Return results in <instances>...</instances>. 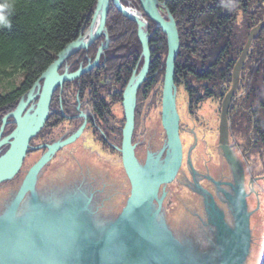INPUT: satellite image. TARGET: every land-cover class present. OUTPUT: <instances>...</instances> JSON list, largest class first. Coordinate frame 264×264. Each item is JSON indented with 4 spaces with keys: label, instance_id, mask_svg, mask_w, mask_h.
Segmentation results:
<instances>
[{
    "label": "water",
    "instance_id": "95a60500",
    "mask_svg": "<svg viewBox=\"0 0 264 264\" xmlns=\"http://www.w3.org/2000/svg\"><path fill=\"white\" fill-rule=\"evenodd\" d=\"M111 2L137 23L144 62L139 72L135 70L132 74L122 101L126 121L120 152L131 185L130 195L119 214L97 218L89 210L91 197L81 191L67 193L56 200L50 196L41 197L37 191L40 172L59 149L82 134L87 115L82 112L81 115L86 117L84 122L63 139L40 146H31V140L47 122L57 88L99 65L101 55L110 44L107 18ZM140 3L143 10H137V14L121 0H98L88 28L83 26L78 38L58 52L27 97H22L17 107L3 117L0 129V184L17 175L31 148L45 147L46 150L28 169L13 199L0 209V264H248L252 214L259 207V194L252 186L251 190H255L258 196V207L249 210L247 196L251 190L246 191L245 169L230 147L229 109L240 86L242 67L252 42L264 29V19L249 31L220 111L219 145L237 176L234 186L237 194H227L236 223L225 221L224 212L214 199L205 200L208 219L217 225V233L213 231L217 242L196 245L176 234L162 207V197H159L161 187L178 175L184 159L175 83L180 33L165 1L140 0ZM150 20L166 34L168 42L161 115L167 145L164 162L157 169L149 165L151 154L145 164L140 163L135 151L136 143L133 142L137 94L148 78L152 60ZM101 36L105 39L93 61L75 71L66 68L60 72L70 56ZM34 99H38L36 103H33ZM11 121L15 127L4 135L6 125ZM5 145L8 148L2 152ZM26 197H29L30 205L20 210Z\"/></svg>",
    "mask_w": 264,
    "mask_h": 264
},
{
    "label": "trees",
    "instance_id": "16d2710c",
    "mask_svg": "<svg viewBox=\"0 0 264 264\" xmlns=\"http://www.w3.org/2000/svg\"><path fill=\"white\" fill-rule=\"evenodd\" d=\"M97 1L8 0L13 4V9L9 15L10 27L0 26V77L13 78L19 74L22 77L12 90H0V129L3 117L17 107L22 97H27L58 52L78 38L83 26H89ZM160 1L166 2V8L173 14L180 33L181 47L176 60L175 83L186 92L188 111L194 113L200 103L208 99L217 100L221 106L231 87L233 69L249 31L264 19V0ZM2 2L5 0H0ZM124 3L129 5L127 1ZM107 28L110 44L101 56L103 65L65 83L64 92L59 86L53 95L52 113L48 120L52 121L53 115L58 117L57 122L64 120L60 97L70 101L68 90L71 89L73 93L80 90L81 98L87 97L90 108L97 116L108 117L111 114L112 133L117 131L122 138L126 121L124 109L118 119L110 106L120 103L123 107L124 90L134 70L138 71L143 65L144 57L137 23L126 17L113 2ZM150 31L153 33L150 40L151 67L147 80L138 90V98L142 94L148 95L165 73L167 36L152 20ZM103 39L104 36H101L69 57L60 72L64 71L66 65L74 70L80 62L87 64L90 58L95 59ZM139 110L138 104L136 125ZM104 120L95 121L105 127ZM230 121L232 132L236 133L243 127L255 146L264 147V30L253 40L242 67L240 86L230 108ZM9 127L12 130L15 123L11 122ZM7 132L10 131L6 127L4 134ZM100 137L102 140L103 136ZM7 148L8 145L2 152Z\"/></svg>",
    "mask_w": 264,
    "mask_h": 264
},
{
    "label": "rangeland",
    "instance_id": "374dc122",
    "mask_svg": "<svg viewBox=\"0 0 264 264\" xmlns=\"http://www.w3.org/2000/svg\"><path fill=\"white\" fill-rule=\"evenodd\" d=\"M127 3L129 5L123 4L139 10L137 0H129ZM21 77V74L13 78L0 77V90L3 92L12 90L19 84ZM163 83L164 75L148 95L142 94L138 98L137 94V105H140V110L133 139L140 163L145 164L148 155L151 154L152 157L148 159L149 165L156 169L164 162L167 145L161 118ZM68 91L71 92V89ZM70 92L68 96L73 102L75 100L73 95L76 96V93ZM244 93L245 91L242 94ZM37 100L34 99L33 103ZM82 100L87 101V97ZM177 107L181 117L183 165L178 175L161 187L159 197H162V207L168 222L179 237L190 240L196 245H208L217 242L214 235V232L217 233V225L209 221L204 201L214 199L216 205L223 210L225 221L236 223L232 209L228 205L230 199L227 197L229 193L237 194L234 189L236 171L218 141L220 103L215 99L205 100L191 114L187 109L186 92L177 85ZM112 111L118 119L123 115V107L120 103L113 104ZM229 122L230 147L245 169L246 191H250L252 186H255L259 194V207L255 190H251L247 196L249 210L258 207L252 214L248 264H264V147L255 146L243 127H240L236 133L232 132L230 109ZM8 126L9 124L6 127L11 132L14 128L11 130ZM54 131L55 139L65 135L60 125ZM10 132L3 134L7 135ZM103 132V139L111 142L110 147L102 145L100 135L89 126L77 141L66 145L55 157H52L39 175L38 193L41 197L50 196L51 199L56 200L67 193L81 191L87 197H91L89 210L94 217L104 218L122 211L131 189L120 154L122 138L117 131ZM6 147L7 145L2 150ZM40 153L26 156L15 178L0 184V209H4L13 199L25 174ZM91 192H93L92 196ZM154 203L158 204L157 201ZM28 205L30 200L26 197L20 210Z\"/></svg>",
    "mask_w": 264,
    "mask_h": 264
},
{
    "label": "flooded vegetation",
    "instance_id": "af4514ba",
    "mask_svg": "<svg viewBox=\"0 0 264 264\" xmlns=\"http://www.w3.org/2000/svg\"><path fill=\"white\" fill-rule=\"evenodd\" d=\"M125 1H127V0H122V2L124 3ZM129 1V0H128ZM127 1V2H128ZM139 3H140V0H139ZM125 4V3H124ZM140 5H141V3H140ZM142 7V6H141ZM141 10H143V9H141ZM145 16H146V14H145ZM105 39V38H104ZM104 39H103V41H104ZM102 41V42H103ZM94 43V42H93ZM102 44V43H101ZM91 45V44H90ZM100 47V46H99ZM107 49V48H106ZM80 51V50H79ZM79 51H77V52H79ZM76 52V53H77ZM75 53V54H76ZM74 55V54H73ZM72 55V56H73ZM103 55V54H102ZM101 55V56H102ZM71 57V56H70ZM94 59H89V62H91V61H93ZM88 62V63H89ZM65 63V62H64ZM87 63V64H88ZM87 64H83V62H80V65H79V67L80 66H85V65H87ZM99 65H103V63H101V57H100V63H99ZM98 65V66H99ZM66 67L68 68V70L69 71H75V70H77V69H74V70H72L71 69V66L70 65H66ZM97 67V66H96ZM96 67H94V68H96ZM94 68H92L91 70H93ZM91 70H89V71H91ZM89 71H87V72H89ZM135 71V70H134ZM64 72V71H63ZM87 72H85V73H87ZM84 73V74H85ZM134 73V72H133ZM84 74H82L81 76H83ZM81 76H79V77H77V78H75V79H78V78H80ZM74 79V80H75ZM67 82H69V81H66V82H64V84L63 85H61L60 87H61V92H64V90H65V83H67ZM55 93V92H54ZM80 90L79 91H77L76 92V98H75V100L73 101V102H71V101H67V100H64V98L61 96L60 97V108H61V115L64 117V120H62L61 122H57V118L58 117H54V115H53V118L55 119H53L52 121H50V120H47V122L45 123V125L43 126V128L40 130V132L31 140V146H40V145H42V144H47V143H52V142H54V141H56V140H58V138H54V130H55V128L56 127H59V125H60V127H61V129H63V131H65V135L63 136V137H61V138H59V139H63V138H65V137H67V136H69L70 134H72L73 132H75L80 126H81V124L84 122V120L86 119V117H84V116H82L81 115V113L83 112V113H85L86 115H87V124H86V126H85V128H84V130H83V132H82V134L75 140V141H77L82 135H83V133L89 128V126H91V127H93L94 128V131L97 133V135H100V136H103L102 134H104V132L103 131H108V132H110V133H112V125H111V114H109L108 115V117L106 116V117H101V116H97L96 114H95V112L94 111H92V109L90 108V106H89V102H87V101H83L82 100V98H81V96H80ZM54 95V94H53ZM52 101H53V98H52ZM123 101V100H122ZM53 103V102H52ZM51 103V104H52ZM123 105V104H122ZM110 109H112V107L110 106ZM124 109V108H123ZM52 107H50V112L52 113ZM49 115H50V113H49ZM49 118V117H48ZM105 119V120H104ZM93 120V121H92ZM95 120H98V121H103L104 120V122H105V127L100 123V122H98V121H95ZM12 122V121H11ZM68 123V124H67ZM10 124V123H9ZM135 126H136V124H135ZM65 127H67V128H69L70 127V129H67V128H65ZM65 129V130H64ZM44 130V131H43ZM103 138V137H102ZM40 139V140H39ZM106 140V142H107V144H105V146L106 145H109V147H110V144H111V142L110 141H108L107 139H102V141H101V143H102V145H104V141ZM74 141V142H75ZM65 147V146H64ZM64 147H62L61 149H59L56 153H55V155L53 156V157H55L56 156V154L60 151V150H62ZM46 150V148L45 147H43V148H37V149H35V148H31L29 151H28V153H27V157L29 156V155H33L34 153H36V152H41L40 153V156L44 153V151ZM39 156V157H40ZM39 157H38V159H39ZM37 159V160H38ZM36 160V161H37ZM51 161V160H50ZM49 161V162H50ZM48 162V163H49ZM34 163V162H33ZM47 165V164H46ZM38 179H39V177H38ZM37 191H38V180H37ZM91 194V193H90ZM41 198V197H40ZM91 200V199H90Z\"/></svg>",
    "mask_w": 264,
    "mask_h": 264
},
{
    "label": "clouds",
    "instance_id": "9594fccd",
    "mask_svg": "<svg viewBox=\"0 0 264 264\" xmlns=\"http://www.w3.org/2000/svg\"><path fill=\"white\" fill-rule=\"evenodd\" d=\"M13 9V4L5 0L0 3V26L10 27L9 15Z\"/></svg>",
    "mask_w": 264,
    "mask_h": 264
},
{
    "label": "bare ground",
    "instance_id": "6f19581e",
    "mask_svg": "<svg viewBox=\"0 0 264 264\" xmlns=\"http://www.w3.org/2000/svg\"><path fill=\"white\" fill-rule=\"evenodd\" d=\"M129 7V6H128ZM130 9L132 10V11H134V12H136L137 14H139V10L137 9V8H132V7H130ZM138 10V11H137Z\"/></svg>",
    "mask_w": 264,
    "mask_h": 264
}]
</instances>
